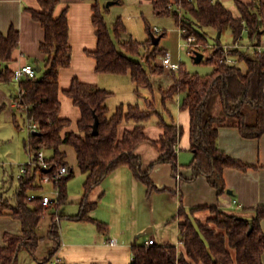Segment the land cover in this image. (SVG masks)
<instances>
[{"label": "trees", "instance_id": "obj_1", "mask_svg": "<svg viewBox=\"0 0 264 264\" xmlns=\"http://www.w3.org/2000/svg\"><path fill=\"white\" fill-rule=\"evenodd\" d=\"M37 1L38 9L25 8L44 30L39 44V50L44 54V70L40 77L26 76L17 81L19 94L14 97L15 101H19L17 112L36 123L39 132L29 134L25 146H29L31 152L52 150V154L45 157L52 170L66 164V153L60 147L68 145L73 148L76 165L86 177L80 210L70 217L92 219L101 231H105L107 226L103 222L88 215L96 204L88 200V195L111 171L127 165L134 176L146 185L147 194L155 188L150 177V170L155 164L170 163L172 172L177 171L174 145L182 133V127L174 121H165L155 107L153 94V77L165 72V67L157 60L167 51L158 43L153 44L150 35L162 37L165 31L156 33L146 25L149 36L145 41L123 39L126 27L122 18L117 16L110 29L98 0H91V20L97 43L93 50L86 53L94 58L96 72L129 74L137 99H141L143 105L137 101L121 103L109 114L107 99L111 92L74 76L63 93L78 107L80 117L76 130H67L71 121L60 115L59 98L60 69L70 66L72 56L67 7L56 14L59 0ZM235 3L238 16H234L222 0L151 2L153 13L157 16H173L177 27L184 29L181 33L183 38L195 37V46L190 53L201 51L202 47L207 52L206 62L213 66L210 73L200 75L187 71L180 64L177 70H170L171 82L164 88L159 86V91L164 110H168L167 103L175 101L182 94L180 109L189 113L190 149L193 152L191 178L204 175L216 188L217 195L226 190L223 179L226 167L246 170L252 166L219 148V127L234 126L247 138H258L264 133V52L258 50L264 38V1L244 3L235 0ZM206 27L213 28L215 34H221L224 27L230 28L233 41L227 45V52L238 59L237 64L219 62L224 55V45L219 39L220 35H217L214 45L209 48ZM18 41L19 32L14 26H10L5 34L0 33V83L14 80V69L8 63L13 60ZM213 96L220 99V115L207 113L209 99ZM17 112L13 114L12 121L19 128L21 124ZM154 114L157 124L163 128L161 136L151 140L159 155L147 168L142 169L141 158L135 149L141 142L149 140L144 129ZM95 117L98 118V132L92 134ZM122 125L132 127L120 129ZM38 173L43 174V169L28 165L26 173L17 177L18 184L13 194H0V214L10 215L21 224L20 234L4 233L3 244L0 245V264H19L18 254L22 249L34 256L40 239L35 228L52 202L59 206L67 199L66 185L74 175L72 168L55 184L57 195L47 206L42 204L41 196L28 198L31 190H39L43 186L37 181ZM201 209H208L211 213L205 221L194 217V213ZM253 210L254 216L247 219L224 213L215 206L185 208L180 204L175 216L178 219V245L134 244L129 264H264V229L260 224L264 219V204L257 205ZM47 236L53 244L43 263L48 262L60 246L54 215Z\"/></svg>", "mask_w": 264, "mask_h": 264}, {"label": "crops", "instance_id": "obj_2", "mask_svg": "<svg viewBox=\"0 0 264 264\" xmlns=\"http://www.w3.org/2000/svg\"><path fill=\"white\" fill-rule=\"evenodd\" d=\"M113 1L115 4L121 5L126 3L125 0ZM133 1L147 3L153 12L152 0ZM240 1L250 3L258 0ZM222 2L234 16L239 15L235 0H222ZM91 5V0H59L55 11L58 14L67 7L69 42L72 48L70 66L61 68L59 73L60 115L71 121L67 130H76V122L80 117L78 107L72 103L71 98L63 93V90L69 86L72 77L76 76L82 81L94 83L106 89L104 85H99L100 75L104 72H96L94 58L86 53L87 50H93L97 43L95 27L91 20ZM25 7L38 9L40 6L37 0H0V33L5 34L10 26H14L19 32L18 47L13 52V60L8 63L11 69L23 64L36 67L39 61H44V54L39 50L44 30ZM222 35L221 32L220 38ZM222 44L228 45V43ZM259 48L264 52V38ZM117 75H128L129 77L122 78V80L114 78L115 76L110 77L111 80L117 79L123 84L125 94L119 104L132 102L134 97H137L135 86L129 92V85L133 83L130 75L127 73ZM167 77V80H171V74H167ZM2 84L0 83V103L2 102L0 108L9 107L7 118L12 121L16 106L10 97H6V88ZM17 94L15 93L14 96ZM181 98L182 94L176 97L177 104L174 107L177 109L174 123L182 127V133L178 138L175 150L178 164L176 173L172 172L170 163L155 164L150 170V177L155 188L147 194L146 185L134 176L127 165L119 166L111 171L88 195V200L96 203L88 215L103 222L107 226L105 231H101L92 219L80 220L70 217L78 214L80 210L79 204L84 187L82 184L81 189L72 191L66 185L69 192L66 201L59 206H55L52 202L51 207L47 209L54 207L56 209L51 213L55 216L60 235V246L54 254L56 262L129 264L132 259L131 247L134 244H142L149 238H153L157 244H178V219L175 216L180 204L185 208L215 206L224 213L247 219L254 216L253 209L257 205L264 204V133L258 138H247L242 136L234 126L219 127L217 139L219 148L252 166L246 170L226 167L223 170L226 190L217 195L216 188L210 185L204 175L198 174L191 178L193 152L190 149L189 113L187 110L180 109ZM220 107L219 100L216 102L213 112H220ZM210 115L215 116L216 113H210ZM125 127L131 128L132 125H122L121 129ZM144 131L149 140L141 142L135 149V153L141 158L142 169L147 168L158 157L159 151L151 140H157L163 133V128L151 121L146 123ZM60 149L66 153L65 160L69 170L73 169L68 163L70 155L73 158V171L75 173V168L78 171L73 148L62 145ZM42 150L45 157L52 154L50 149ZM82 174L84 177L79 176V178L81 180L83 178L84 183L86 175ZM234 199L236 202H233ZM51 200L53 201L54 198ZM70 202L72 203L71 207L64 206ZM210 215L208 209H201L194 213V217L202 221L207 220ZM76 221L84 224H77ZM260 224L264 229V219ZM5 232L20 234L21 224L18 219L10 215L0 214V245L3 244ZM144 235L147 236L143 237ZM111 239H115L117 244H109L108 241ZM52 244L51 240L50 250Z\"/></svg>", "mask_w": 264, "mask_h": 264}, {"label": "rangeland", "instance_id": "obj_3", "mask_svg": "<svg viewBox=\"0 0 264 264\" xmlns=\"http://www.w3.org/2000/svg\"><path fill=\"white\" fill-rule=\"evenodd\" d=\"M113 0H98L99 5L102 8V13L105 17V20L110 27L112 28V24L114 19L117 16H120L125 24L126 31L123 34V39L132 38L138 42L145 41L149 33L146 29V25H149L152 29H158L160 31H165V34L160 38L158 45L166 49L167 52L170 53L171 59L173 61H177L184 66V68L192 73H198L200 75L208 74L212 71V65L206 62L207 52L201 47V51L203 53V58L200 62H195L193 59V53H190L189 47L186 46V39L183 38L179 32V28L175 23V19L173 16H157L151 11L150 6L147 3H139L133 0H125V5L115 4L114 2L108 3ZM205 30L209 33L208 37V45H214L215 37L218 35L215 34V31L211 27H206ZM222 37L220 40L222 43H232V33L229 27H224L222 30ZM231 38V39H230ZM160 59L158 58L157 62L160 64ZM36 76L40 77L43 73L44 66L43 60L38 62V65L35 67ZM42 70V71H41ZM165 75H156L153 77L154 82V103L155 107L158 111L162 113L165 121H176V100L167 103L168 110L162 109V100L161 93L159 91V86L165 87L167 83L171 82L170 79L167 80V74H170V70L165 68ZM115 76L114 78H129L128 75H117L112 73H101L99 85L105 86L107 90L113 93L109 96L107 100V106L109 110V114L113 112L115 107L119 105L122 97L125 94V90L122 82L117 79L111 80L110 77ZM126 80V79H125ZM131 82V81H130ZM5 88L6 97H10L14 101L15 93H18L17 81L13 80L9 83L2 84ZM134 84L130 83L129 92L131 88H134ZM100 87V86H99ZM123 87V89H121ZM137 97V96H136ZM5 99V98H4ZM218 96H213L209 99L207 113H216V115L221 114L220 112H213L214 106L216 102H219ZM139 102V104L143 105L141 99L137 100L134 97V100L130 103ZM2 103V102H1ZM0 103V107L2 106ZM9 107L0 108V194L4 196L12 195L13 191L18 184L17 176L19 174V168L21 165L26 164L29 161L30 151L29 146H25V143L28 140L29 132L24 122L25 115H21L20 112H17V118L21 124V127H17L13 121L7 118ZM221 108V107H220ZM157 123V116L152 115L148 122ZM121 129V127H120ZM185 132L187 130L185 129ZM48 153V150L46 151ZM73 158L68 156V163L70 167H73ZM13 179L11 181V177ZM79 176H83L81 171H76L74 175L67 181L68 189L71 188L72 191H76L82 188L83 178L82 180ZM36 193L38 195L47 194L51 199L56 197L55 187L51 183L43 184L42 188L39 190H31L29 193ZM67 194L69 192L67 190ZM71 207L72 203L70 202L68 205H64ZM56 209L51 208L46 211V214L41 218L38 226L36 227L37 235L39 236V243L35 251V255L32 256L30 252L22 249L18 254V263L19 264H56L55 256H52L48 262L43 263V260L48 256L50 251V239L47 237L46 231L48 227V222L51 217V213L55 212ZM77 224H84L80 221ZM144 235L143 237H146ZM143 239V238H141Z\"/></svg>", "mask_w": 264, "mask_h": 264}, {"label": "built area", "instance_id": "obj_4", "mask_svg": "<svg viewBox=\"0 0 264 264\" xmlns=\"http://www.w3.org/2000/svg\"><path fill=\"white\" fill-rule=\"evenodd\" d=\"M183 30L184 29L179 28L180 34L183 32ZM154 31L156 33L159 32L158 29H154ZM194 41H195V37L193 35H191V36H188L186 38V43H184L186 46L189 47L190 52L192 51L193 46H195ZM212 46L213 45H209L208 47L210 48ZM223 49H224V55L219 58V62L228 64V65L237 64L238 59L236 57L230 55L227 52V49H228L227 46H224ZM258 50H260L259 47H258ZM161 65L164 66L166 69H169V70H177L180 66V63L177 61H173L171 59L170 53L166 52L165 55L161 58ZM26 76H28V77L36 76V69L34 66H32L30 64H23V65L14 69V72H13L14 80L19 81L20 79H22ZM18 94H19V91H18ZM14 105L18 106L19 101L14 100ZM23 109L26 110L25 107H23ZM25 120H26V122H24V123L27 127L29 134H31L32 131L37 130L36 123L32 122L27 116H25ZM174 150H176V144L174 145ZM28 165L38 166L40 169L50 168V170L48 172H44L43 174L38 173V175H37V181H39L42 185L47 184V183H51L55 186V184L69 171V168L66 164H61L52 170L49 163L45 159V155H44L43 150H39L38 152H31L30 151L29 161L26 164L20 166L19 174L17 177H20L24 173H26ZM176 177H178V175H176ZM55 192L57 193V189H55ZM36 196L42 197V204L45 206H47L51 202V198L47 194L38 195L36 193L31 192V193H29L28 198L32 199ZM233 202H236V199H234ZM108 243L111 245H116L117 241L115 239H111L108 241ZM153 243H155L153 238H149L144 242V244L147 246L151 245ZM176 245H178V244H176Z\"/></svg>", "mask_w": 264, "mask_h": 264}, {"label": "water", "instance_id": "obj_5", "mask_svg": "<svg viewBox=\"0 0 264 264\" xmlns=\"http://www.w3.org/2000/svg\"><path fill=\"white\" fill-rule=\"evenodd\" d=\"M112 2H114V1H109L108 3L110 4ZM219 35L220 34L218 33V36ZM150 36H151V41H152L153 44H157L159 42L160 38H161V35L154 36L153 34H151ZM202 58H203V53L201 51H195L193 53V59H194L195 62H200L202 60ZM97 132H98V118L95 117V120H94V123H93V126H92V134H97ZM32 133L33 134H37L39 132L37 130H34V131H32ZM49 170H50V168H47V169L43 168L44 172H48ZM227 192H230V191L227 190ZM251 229H252V224L250 225L249 231Z\"/></svg>", "mask_w": 264, "mask_h": 264}]
</instances>
